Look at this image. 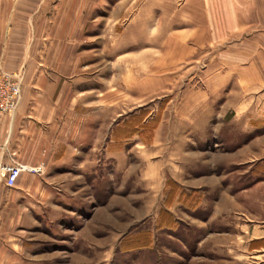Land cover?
<instances>
[{"label": "rangeland", "instance_id": "1", "mask_svg": "<svg viewBox=\"0 0 264 264\" xmlns=\"http://www.w3.org/2000/svg\"><path fill=\"white\" fill-rule=\"evenodd\" d=\"M24 1L36 32L0 36V77L19 79L14 113L33 68L4 54L28 38L42 44L40 69L46 52L57 58L84 111L82 167L64 179L50 235L38 227L34 261L264 264V87L230 73L264 57V0L239 3L242 19L218 0Z\"/></svg>", "mask_w": 264, "mask_h": 264}, {"label": "crops", "instance_id": "2", "mask_svg": "<svg viewBox=\"0 0 264 264\" xmlns=\"http://www.w3.org/2000/svg\"><path fill=\"white\" fill-rule=\"evenodd\" d=\"M218 1L227 5V18L242 19L248 16L242 8H238V4L254 0ZM24 2L28 1L0 0V36H29L36 32L33 28L34 20L40 19L41 16L37 10L19 12V3ZM232 3L236 4V8ZM19 18H26V23L21 24L22 27L15 21ZM53 27L56 26H50L51 30ZM57 29L56 34L66 35V22L60 23ZM31 39L28 38L23 48L13 52L10 49L5 50L9 53L4 54L12 66L31 67L33 72L29 74V88L24 90L22 105L10 119L0 117V264H46L34 261L35 256H38L35 252L36 245L44 243V240L36 237V231L38 227H47L49 233L46 236L50 235L51 223L55 221L54 215L59 216V210L66 207L67 191L64 179L67 178L68 172H72V168L82 167L83 162V144L80 136L82 124L78 115L84 111L78 104L80 91L72 88L74 81L69 85L66 79L52 71L51 68L59 64L57 58L51 60L52 52H46L42 59L44 67L49 69L39 68L42 65L38 62L43 53L42 44H33ZM15 40L11 38V41ZM50 49L52 51L53 47L49 46L48 50ZM2 53L3 50H0V59ZM263 58L262 54L254 53L253 61L240 68L235 65L234 69H231V78L234 77L235 82L244 80L251 83L256 86L254 91L259 93L260 87H264ZM232 64L227 62L226 66ZM257 64L261 68L260 71ZM236 116L239 114L236 113ZM249 119L255 120L253 116ZM92 123L91 118L88 132L91 137ZM250 126L257 129L256 124L253 127V123H250ZM95 131L97 132V129ZM259 140L256 136L249 142L251 145H258ZM89 146L91 153L93 147H98L97 139L94 143L91 139ZM257 151L256 147L255 152ZM12 164L39 166L42 172L39 175L22 172L14 186L6 188L3 184V173Z\"/></svg>", "mask_w": 264, "mask_h": 264}, {"label": "built area", "instance_id": "3", "mask_svg": "<svg viewBox=\"0 0 264 264\" xmlns=\"http://www.w3.org/2000/svg\"><path fill=\"white\" fill-rule=\"evenodd\" d=\"M19 79L15 73L4 74L0 77V114L12 116L18 100ZM41 174V167L23 166L12 164L3 173V184L6 188H12L20 173Z\"/></svg>", "mask_w": 264, "mask_h": 264}]
</instances>
